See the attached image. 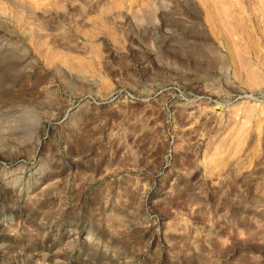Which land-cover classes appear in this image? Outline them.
I'll return each instance as SVG.
<instances>
[{"label": "rangeland", "instance_id": "obj_1", "mask_svg": "<svg viewBox=\"0 0 264 264\" xmlns=\"http://www.w3.org/2000/svg\"><path fill=\"white\" fill-rule=\"evenodd\" d=\"M0 264H264V0H0Z\"/></svg>", "mask_w": 264, "mask_h": 264}, {"label": "bare ground", "instance_id": "obj_2", "mask_svg": "<svg viewBox=\"0 0 264 264\" xmlns=\"http://www.w3.org/2000/svg\"><path fill=\"white\" fill-rule=\"evenodd\" d=\"M47 93H48L47 95L48 97H45L44 99L45 106H48V107L56 106L57 103H59V101L57 100V97H53L52 91H48Z\"/></svg>", "mask_w": 264, "mask_h": 264}]
</instances>
